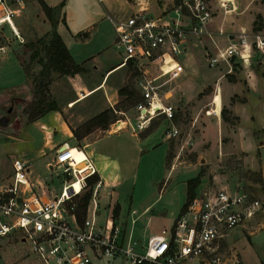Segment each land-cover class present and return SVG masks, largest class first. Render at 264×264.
Returning a JSON list of instances; mask_svg holds the SVG:
<instances>
[{
    "label": "rangeland",
    "instance_id": "obj_1",
    "mask_svg": "<svg viewBox=\"0 0 264 264\" xmlns=\"http://www.w3.org/2000/svg\"><path fill=\"white\" fill-rule=\"evenodd\" d=\"M208 1L211 18L205 23L204 32L194 38V40L201 39L202 43L192 46L187 58V54H183L181 50L177 54V59L184 68L180 76L171 81L174 89L168 100L175 106L174 117L170 122L162 117H155L149 121L148 125H151V128L140 138L143 149L141 152L137 151L134 138L129 134L130 126H134L136 121V114L132 108L128 109L124 105L126 103H119L123 96L117 94L114 99V96L110 97L108 91L106 94L99 86L78 102H71L69 106L67 105L69 99L82 92L79 90V85L84 84L89 87L101 77L103 65L106 64L104 56L111 59L119 55L118 48L113 44H109L102 54L95 56L92 63L98 65L97 68L88 64L87 69L72 75L51 71L46 77L47 82L43 89L46 98L54 100L57 110L63 113L64 117L67 116L70 119L68 126L74 128L77 134H81L80 137L74 136L73 141L67 140L68 144L81 147L90 137L103 134L93 144L92 149L97 152L114 153L118 158L121 181H118V177L114 179L116 178L115 171L110 173L109 178H106L109 174L108 171L99 169L96 173L97 178L93 182L86 180L81 192L74 197L77 202H81L83 194L89 191L84 205L76 211L78 219L82 218L93 185L96 180H99V184L95 186L94 195L97 200L96 221L101 222L104 217L109 215L125 235L128 232L130 238H135V242L139 243L148 232L166 234L174 215L179 211L177 210L178 205L184 198L187 180L198 178L195 184L196 192L205 186L231 185L237 182L250 191L253 197L260 200L261 206L255 219L262 225L251 232L241 227L231 228L224 238L228 245L234 247L236 251L226 246L224 238L219 241L217 251L224 254L226 260L235 253L238 255L240 264H257L258 261L264 260V144L258 147L257 152L255 151L256 142L251 136L247 116L244 114V110L240 109L242 107L239 104L235 105L234 109L241 118L235 129V135L233 134L234 141L230 143L231 128L237 118L233 119L232 114H228L230 119L223 120L220 112L213 114L209 110L212 106L213 93L219 90L220 95L222 86L218 76L224 72V67L221 63L213 67L207 66L204 52H214L216 46H213V43L218 47L222 46L227 34L239 31L246 33L260 31L264 35V0ZM46 4L50 6V4ZM115 7L118 8V14L123 18L133 9L131 2L123 4L121 7L116 3ZM164 12L166 13V11ZM58 16L56 14L53 17L58 20ZM169 16L173 17L175 13L170 11ZM15 18L23 42H17L7 27L3 25L9 42L6 41L7 49L0 53V62L3 61L7 65L8 56L14 54L21 67L28 65L29 74L27 77L24 76V82L21 85L15 87L9 85L16 84L20 78L23 79L22 72L18 79L17 71L11 69L7 75L8 82H4V78L7 76L0 74V89H2L0 95V185L10 181L12 177L11 162L18 158L26 163V179L30 184V189L36 194L50 196L59 191L64 177L61 167L56 166L53 157H51L52 150L48 149L44 140H53L56 143L57 140L65 137L59 135L60 133L55 131L56 128L52 132H50L51 129H45L50 125L55 126L58 122V119L51 117L50 110L42 116L27 121L26 109L34 98L31 77L39 68V64L35 60L28 62L31 47L27 45V42H33L38 37L47 38L51 25L37 0H27L24 8ZM186 23L184 21L181 24L186 25ZM218 28H221L222 34L217 32ZM186 35L187 37L195 36L190 32ZM93 42L94 39L90 43ZM40 54L42 53L40 52ZM243 71L244 73L248 71L253 73L251 80L252 84L256 86L262 80V76L264 77V57L260 59L254 53L249 65L232 67L230 73L225 72L223 75L225 78L227 74L238 76L243 74ZM132 80L131 71L122 67L109 70L103 77L102 83L105 81V85L113 89L123 84L132 85ZM216 84L218 89L215 91ZM108 87L105 86L106 89ZM106 95H108V99ZM236 96L233 94L230 100H235ZM239 98L237 97V99ZM117 101L118 103H116ZM101 104L111 107V109L114 108L111 110V117H116L122 122H129L130 126L125 127L126 129L122 127V129L115 130L113 124L112 129L109 128V123H111L109 121L105 127L90 128L86 133L91 131V134L85 140L82 137L85 133L83 122L89 115L100 110ZM221 106L224 104L221 103ZM118 109H122L124 113ZM218 110L219 107H216V111ZM261 110L264 112V108ZM261 118L264 119V113ZM256 120L263 124L259 117ZM112 122L115 121L112 120ZM173 125L177 128V134L165 139L163 137L164 130ZM147 128L146 125L143 129ZM143 129L138 130L137 134L142 135ZM107 132L108 134H106ZM261 137L263 139L264 135L262 134ZM166 147L169 154L165 158V163ZM82 157L83 155L77 157L76 163L77 161L81 163ZM247 161L254 165L258 163L259 167L256 165L251 168ZM82 165L79 164V166ZM260 174L262 182L261 179H256ZM20 187L19 184L17 187L19 194H21ZM157 193L159 194L158 198H156ZM116 203L118 205L117 213H113L112 208ZM145 205L146 208L142 210ZM147 216L148 227H145L144 222ZM131 217H135L133 223H131ZM0 264L40 263L29 251L28 243L23 237L18 232H10L0 236ZM96 264H130V262L119 256H114L103 257ZM188 264H196V262L193 260Z\"/></svg>",
    "mask_w": 264,
    "mask_h": 264
},
{
    "label": "built area",
    "instance_id": "obj_2",
    "mask_svg": "<svg viewBox=\"0 0 264 264\" xmlns=\"http://www.w3.org/2000/svg\"><path fill=\"white\" fill-rule=\"evenodd\" d=\"M26 1L0 0V52L9 42L3 25L17 42H23L14 20ZM171 1L177 15L186 19V25L160 16L147 18L141 8L121 19L108 16L114 26V44L123 51L122 63H130L136 71L132 80L139 94L132 106L136 121L134 126L123 121V126L129 125L134 131L143 129L155 117L168 121L174 117L175 107L168 98L173 90L171 81L183 69L177 59L180 44L186 33L204 32L205 23L211 18L208 0ZM217 32L223 33L221 28ZM254 53L260 59L264 57V35L260 31H239L227 34L226 44L212 53L204 52V58L207 66L223 62L230 71V58L246 66ZM164 133L166 137L175 136L177 128L173 125ZM83 153V165L78 167L71 145L62 142L55 150L53 159L61 167L64 180L59 191L50 196L30 189L26 163L14 159L10 182L0 185V236L18 232L40 264H96L103 257L114 256L130 264H188L193 260L196 264H240L235 253L226 260L217 247L231 228L256 222L261 202L241 184L205 186L194 191L166 234H151L142 246L125 235L109 215L96 221L94 195L99 180L93 185L82 218L78 219L74 197L83 189L86 177L97 173L93 160ZM74 181L78 182L77 189ZM19 184L21 194L17 193Z\"/></svg>",
    "mask_w": 264,
    "mask_h": 264
},
{
    "label": "crops",
    "instance_id": "obj_3",
    "mask_svg": "<svg viewBox=\"0 0 264 264\" xmlns=\"http://www.w3.org/2000/svg\"><path fill=\"white\" fill-rule=\"evenodd\" d=\"M44 1L50 5H54L59 0H49V1L44 0ZM128 2H131L132 7H133L131 12L136 11L141 8L142 13H144V15L147 18H154L155 16H160L163 19H167L171 21L176 20L179 23H184V21H186V19H183L180 15H177V12L173 10V5H172L171 0H63V5L60 8L62 11V20L58 21L55 28L60 38L64 42L68 52L70 53L71 57L73 58L75 62H81L82 65H85L84 69H87L88 64H90L92 67L97 68L98 65L92 62L94 61V58L96 55L98 56L102 54L103 51L107 49V47H109V44H113L116 48H118L117 51L119 53V55L116 58L107 59L106 56L103 57L104 60H106V64L103 65V69L100 74L101 77L97 79L95 83H92L89 87L84 84L79 85V90H81L82 92H79L77 96L73 97L72 99H69V102L67 104L68 106H69V103L71 102L75 103V101L78 102L79 100L83 99L87 95L91 94V92L94 91V89H96L99 86L105 91V93L106 91H108V94L110 97L114 96V99H116L115 97L117 96V92H116L117 87H114L113 89L109 88L107 85H105V81L102 83V80H103V77L106 75V73L113 68L119 69V68L124 67L125 69H127L128 62L122 63L121 61L122 56H123V51L120 46H117L114 44V39H115L114 26H113V23L108 19V16H111L114 19L123 18L118 14V8L115 7V4L117 3L121 7L123 6V4H127ZM164 11H166V13ZM170 11H173L175 13V16L170 17L169 16ZM14 21L16 24V18ZM219 34H222V33H219ZM197 36H199V34L195 35L194 37L193 35L188 36V37L186 36L185 41L180 44L182 53L187 54L186 58L188 55H190L189 52L192 46L199 45L200 42L202 43L201 39L194 40V38ZM92 39H94V42L90 43ZM213 44H214L213 46L218 47L215 43ZM225 44H226V40L222 46H224ZM6 49L7 48H5L3 51H5ZM8 59L9 60H7V65H5V62L3 61L0 62V74L7 76L9 71L12 69L13 71H17V76H18L17 78L19 79L20 73L22 72L23 79L20 78L16 84L9 85V86L15 87L17 85H21L24 82L23 69L20 66L14 54L8 56ZM221 64L224 67V70H223L224 72H221V74L218 76V79L220 81V85L222 86V88H221V92L219 95V90L218 92L216 91V89H218L217 84H216L215 86L216 92H214L212 95V99L214 97V104L216 105L217 108L219 107V109L221 107V103L224 104V107L230 110L231 114L237 116V121L234 124L233 128H231L232 132L230 133V137H229L230 143L234 141L233 134L235 133V129L238 127L239 125L238 122L241 118L240 114L236 111V109H234V106L239 104V106L242 107L240 109H243L244 114L247 116V119H248L247 121L249 123V129L251 130V136L256 142L255 151L257 152L258 147L264 144V138L262 139L261 137L262 134L264 135V119L261 118L264 113L261 110L264 108V77L262 76V80H260L259 83L256 84V86L252 84L251 79H252L253 73H251V71H248L247 73H244L243 71V74H239L238 76H233V79L230 80L227 77L225 78L223 74L225 72L230 73L232 68L230 69V71H227L226 70L227 66L223 62H221ZM239 66H242V65H239ZM4 79H5L4 82H8V76ZM105 86L108 88L106 89ZM173 89H174V86H173ZM1 90L2 89H0V95H1ZM233 94H236L237 96L235 100L231 101L230 97ZM106 97L108 99V95H106ZM237 97H240V98L237 99ZM217 98H220L219 106L217 104ZM212 99H211V105H213ZM108 101L109 103H111L110 100ZM105 107L107 106L104 104H101L100 110H102ZM50 111H51L50 114L52 115L51 117L58 119V122L55 126L50 125V126H47L45 129L46 130L51 129L50 132H52L56 128L55 131L57 130L60 133L59 135L65 137V138H60L59 140H57L56 143L53 140H48V139L44 140V143L47 144V146L49 147L48 149L52 150L51 157H54L55 150L59 147V145L62 142H66L68 144L67 140L69 139L73 141L74 135L71 131L73 128L68 126V124H70V119L67 116L64 117L63 113L59 112L58 110H50ZM260 112H262L261 115H260ZM95 113L89 115L88 118L94 115ZM257 117L261 119V122H263V124L257 122L256 120ZM118 121H121V120H118ZM118 121L115 123V126H117ZM148 123L145 124V127L146 125L148 126ZM122 127L126 129L125 127H127V125H124ZM122 127L119 129H122ZM137 131H134L131 129L129 134L134 138L133 141L135 145H137V151L141 152L143 149L141 147L140 138L144 136L145 134L138 135ZM90 134H91V131L89 133H83L82 137L86 140V138ZM106 134H108V132ZM102 135H97V136L95 135V136L90 137L88 140L85 141L84 145L81 147H76L75 145H72V144H69V145L73 147V154L77 153L78 150L79 152L82 150L85 151L86 154H88L90 158L93 160L97 173L99 169L101 171H108L109 174L106 178H109L110 173L115 171L116 178L114 177L113 178L117 179L118 177V181L119 180L121 181L122 176L120 173L118 158L116 157V155L108 151L97 152L92 149L93 144L96 143ZM163 137L167 139L165 134L163 135ZM167 147H166V150H167ZM166 150H165V153H166ZM165 153H164V157H165ZM244 160L246 159L244 158ZM247 163H248V166H250L251 168H254V166L256 165L258 166V163H256V165H254V163H251L250 161H247ZM103 176L105 175L103 174ZM261 182H262V178H261ZM74 185L78 186L77 183H75ZM195 188L196 187H194V191H195ZM158 197H159V194L157 193L156 198ZM161 197H162V194H161ZM184 199H185V193H184V198L180 201L179 203L180 205H178L177 210H180V206L184 202ZM145 208H146V205L142 208V210H144ZM130 220H132L131 223H133L135 221V217H131ZM147 221H148V216L144 222L145 227H148ZM261 225H262L261 222L250 221L245 224H242L241 226H235V227H241L243 229H248V231L251 232L252 230L256 228L261 227ZM155 233L156 232H148L145 235L144 239L139 241V243L137 242L138 245L143 246L145 244L147 237ZM127 235H128V232H127ZM133 240H135V238ZM223 240L226 241V238H224ZM226 246L232 250H235L234 247L228 245L227 241H226Z\"/></svg>",
    "mask_w": 264,
    "mask_h": 264
},
{
    "label": "trees",
    "instance_id": "obj_4",
    "mask_svg": "<svg viewBox=\"0 0 264 264\" xmlns=\"http://www.w3.org/2000/svg\"><path fill=\"white\" fill-rule=\"evenodd\" d=\"M39 3V6L41 10L47 15V18L51 25V30L48 33L49 36L47 38L38 37L33 42L28 41L27 45L31 47V51L28 54V62L35 60L39 64V68L35 72V74L31 77V83L33 88V100L30 102V104L27 106L26 112H27V121L33 120L35 117L41 116L45 112L49 110H57V105L54 100L47 99L45 92H44V85L47 82L46 77L51 71H55L59 74H68L72 75L77 72H82L84 70L83 65L81 62H75L73 58L71 57L70 53L68 52L64 42L60 38L59 34L56 31L55 24L58 22V20H62V11L61 6L63 5V0H59L54 5H47L43 0H37ZM59 15L58 20L56 17H53L54 15ZM40 52L42 54H40ZM231 68L236 66H239V62L234 60L233 58H230ZM28 65H22V69L24 72V76L27 77ZM113 67V66H112ZM127 69L131 71V75H135L136 71L134 68L128 63ZM227 73V72H226ZM226 77L228 79H233V76L231 74H227ZM116 92L118 95L123 96L119 101L120 104L126 103V107L132 108L133 104L139 99V94L135 87L128 84H123L119 87H117ZM118 103V101L116 102ZM119 108L120 106L116 104ZM114 109V108H113ZM111 107H105L102 110L98 111L91 117H89L87 120L83 122V126L85 128V133L90 130V128L94 126H101L105 127L106 123L109 121L114 120L116 117H111ZM118 111H122V109H118ZM124 112V111H122ZM221 118L223 120H229L228 114H231L230 110L225 108L224 106H221L219 109ZM233 119L237 118L236 115H231ZM118 121V120H117ZM115 121V122H117ZM114 122V123H115ZM113 123V124H114ZM147 129H143L144 132L142 135L146 134V132L149 131L151 128V125L147 126ZM72 133L75 137H80L81 134H77L75 129L73 128ZM169 154V151H166L165 157ZM166 163V159H165ZM97 178V174L93 173L86 177L87 181H94ZM257 180L261 179V175L256 178ZM198 178L194 177L189 180H187V186H186V192H185V199L182 205L180 206V209H182L186 202L192 197L194 193V187L197 182ZM89 195L85 192L83 196L81 197V202H77V209H80L81 206L84 205L85 201L87 200V197ZM117 203L113 206V213H117ZM77 214V212H76ZM78 217V216H77ZM258 264H264V260H260Z\"/></svg>",
    "mask_w": 264,
    "mask_h": 264
},
{
    "label": "bare ground",
    "instance_id": "obj_5",
    "mask_svg": "<svg viewBox=\"0 0 264 264\" xmlns=\"http://www.w3.org/2000/svg\"><path fill=\"white\" fill-rule=\"evenodd\" d=\"M213 100H214V97H213V99H212V102H213ZM217 104H218V106L220 105V98H217ZM210 112H212L213 114H217V112L218 111H216V105L213 103V105L210 107ZM116 123V122H115ZM115 123H114V127H118V128H121L122 126H123V122H121V121H118V123H117V126H115ZM113 124V123H112ZM120 125H121V127H120ZM82 155H84V153H83V151H80V152H77V154L76 155H74V158L75 159H77V157H80V156H82ZM79 164H83V162H78L77 161V163H76V166H78V167H81V166H79ZM75 183H77L78 184V182L77 181H74L73 182V186L75 187V189H77L78 188V186H75L74 184ZM130 233V232H129ZM129 238H130V236H129Z\"/></svg>",
    "mask_w": 264,
    "mask_h": 264
}]
</instances>
